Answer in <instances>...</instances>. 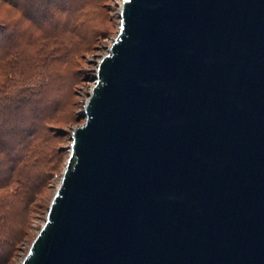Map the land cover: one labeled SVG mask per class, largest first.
Here are the masks:
<instances>
[{"label":"water","instance_id":"water-1","mask_svg":"<svg viewBox=\"0 0 264 264\" xmlns=\"http://www.w3.org/2000/svg\"><path fill=\"white\" fill-rule=\"evenodd\" d=\"M12 264H264V0H122Z\"/></svg>","mask_w":264,"mask_h":264},{"label":"rangeland","instance_id":"rangeland-1","mask_svg":"<svg viewBox=\"0 0 264 264\" xmlns=\"http://www.w3.org/2000/svg\"><path fill=\"white\" fill-rule=\"evenodd\" d=\"M121 2L0 0L8 45L0 56V139L8 156L22 154L10 170L0 153V177L12 174L0 187V264H12L35 229L70 150L69 119L84 107L90 62L118 27ZM20 128L34 134L18 138Z\"/></svg>","mask_w":264,"mask_h":264},{"label":"trees","instance_id":"trees-1","mask_svg":"<svg viewBox=\"0 0 264 264\" xmlns=\"http://www.w3.org/2000/svg\"><path fill=\"white\" fill-rule=\"evenodd\" d=\"M3 25H1L0 26V56L2 55V53L4 52V51H7L8 50V45H7V43H6V34H5V32L3 31V27H2ZM2 58L0 57V60H1ZM0 122L1 123H3L4 122V117H3V115H1L0 114ZM2 133H4V132H2ZM7 134V133H6ZM6 134H2V135H6ZM34 134V131L32 130V129H25V128H20V134H19V137L18 138H22V139H24V138H26V139H28V137H29V139H30V137L32 136ZM24 141V140H23ZM5 142L6 141H4V139L3 140H1L0 139V153L2 154H4V158L5 159H7V160H9L10 162H11V165L9 166V169L10 170H14L15 169V167H16V165H17V163H18V161L22 158V154H20V155H17V156H13V157H10V156H8V153L6 152L5 153V151L3 150L4 148H3V146H4V144H5ZM27 142H29V140L28 141H26V143L25 144H27ZM12 145H10V150L11 151H13V150H15V148H14V143H11ZM13 163V164H12ZM3 171V169H2V166L0 165V173ZM16 171V170H15ZM5 176L6 177H3V178H1L0 177V187H2V185H7L9 182H11V180H12V174H9V172L7 173V174H5ZM16 189H14L13 190V192L15 191ZM13 192H11L10 193V195L13 193Z\"/></svg>","mask_w":264,"mask_h":264}]
</instances>
